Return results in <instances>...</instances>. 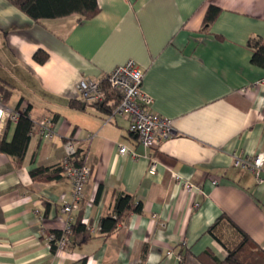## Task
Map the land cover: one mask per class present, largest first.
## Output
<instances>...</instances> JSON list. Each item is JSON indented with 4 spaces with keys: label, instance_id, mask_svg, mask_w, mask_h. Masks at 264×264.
<instances>
[{
    "label": "crops",
    "instance_id": "1",
    "mask_svg": "<svg viewBox=\"0 0 264 264\" xmlns=\"http://www.w3.org/2000/svg\"><path fill=\"white\" fill-rule=\"evenodd\" d=\"M96 2L90 18L35 21L0 0V80L9 91L2 103L28 108L33 122L20 162L0 152V264H210L208 253L216 261L227 255L206 232L220 215L264 250V165L259 182L233 164L264 154V70L247 46L250 37L264 39V0ZM209 5L220 11L205 26ZM38 50L42 63L33 58ZM127 61L143 70L150 109L170 121L172 136L154 148L137 143L128 119L107 121L111 112L77 97L79 79L104 77ZM44 117L52 122L48 139L36 129ZM15 125L3 122L0 139L11 141ZM72 136L76 159L91 169L72 223L87 219L96 230L71 228L54 250L51 232L68 223L61 207L71 183L60 163ZM119 145L137 157L120 154ZM124 194L142 211L101 233V218Z\"/></svg>",
    "mask_w": 264,
    "mask_h": 264
},
{
    "label": "built area",
    "instance_id": "2",
    "mask_svg": "<svg viewBox=\"0 0 264 264\" xmlns=\"http://www.w3.org/2000/svg\"><path fill=\"white\" fill-rule=\"evenodd\" d=\"M143 70L133 61H127L123 65L115 67L104 77L81 78L75 85L77 97L85 104L101 105L107 102L108 92L118 95L119 101L111 114L109 121L114 115L128 119V129L135 136L137 143L146 148H154L159 143L167 140L173 134L170 121L150 109L151 98L142 88ZM24 111V110H23ZM23 111H14L2 103L0 95V125L7 119L16 121ZM41 138L48 139L52 133V122L50 117H44L36 123ZM93 133H87V139H91ZM79 146V139L76 136L68 137L63 142V157L60 166L64 176L71 183L70 200L63 203L61 211L68 214V223L62 234L54 242L56 247H64L67 242V234L70 232V225L73 221L72 212L77 210L84 198V189L89 180L91 169L88 164L77 163L76 154ZM119 153L137 157L135 152H130L124 145H119ZM234 166L245 167L255 175L257 181L261 182L260 170L264 165V154L258 153L253 157H235ZM156 160L151 159L149 173H154ZM180 176L175 175L178 179ZM189 187V185H187ZM82 223L94 232L96 229L88 225L87 219ZM54 235L49 236L53 240ZM166 255L170 257L173 251L168 250ZM181 261V256H176Z\"/></svg>",
    "mask_w": 264,
    "mask_h": 264
},
{
    "label": "trees",
    "instance_id": "3",
    "mask_svg": "<svg viewBox=\"0 0 264 264\" xmlns=\"http://www.w3.org/2000/svg\"><path fill=\"white\" fill-rule=\"evenodd\" d=\"M11 4L19 8L33 20L52 19L77 15L78 19H86L93 17L99 10L96 0H8ZM220 9L217 6L209 5L205 16L204 25L208 26L218 15ZM247 46L252 49L251 63L264 70V39L260 37H250ZM34 60L42 63L46 60V53L38 50L33 54ZM9 91L0 80V94L3 97L8 95ZM107 100H113L109 105L101 104L103 109L112 112L117 105L118 95L108 92ZM106 100V101H107ZM33 122L29 117L28 108L20 113L16 120L14 135L11 141H6L4 137L0 139V152L14 157L20 162L24 157L29 142L30 133ZM78 155V152L76 156ZM77 163L81 164L82 159H77ZM62 171V167L60 166ZM36 171H32L34 175ZM142 205L140 201H135L128 194H124L117 198L114 203L113 211L102 217L100 222V232L109 235L116 230L117 225L124 216L129 212L140 213ZM70 228L79 231H87L80 221L71 223ZM206 232L209 233L226 251L227 255L222 261L216 259L209 254L210 264H264V250L251 240L241 229H239L230 219L224 215L218 216L211 225L208 226ZM55 238L50 240L52 249L55 250L54 242L60 237L62 232H51ZM207 254V253H206Z\"/></svg>",
    "mask_w": 264,
    "mask_h": 264
}]
</instances>
